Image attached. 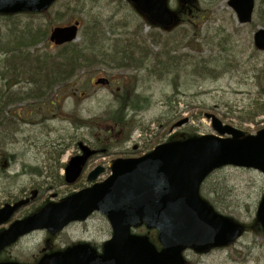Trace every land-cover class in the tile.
Wrapping results in <instances>:
<instances>
[{
    "label": "rangeland",
    "instance_id": "obj_1",
    "mask_svg": "<svg viewBox=\"0 0 264 264\" xmlns=\"http://www.w3.org/2000/svg\"><path fill=\"white\" fill-rule=\"evenodd\" d=\"M169 3L172 9L179 6V0H169ZM256 5L253 22L243 25L228 5V0H198L196 29L192 31L187 23L172 33H164L144 23L145 18L136 13L131 4L118 0H58L49 10L53 21L48 26L47 17H22L17 22L19 26L31 23L33 19L35 24L43 28L47 26L49 30L54 25L80 19L81 32L85 29L88 34L92 26L102 28L107 20L104 33L111 39L102 42V46L107 48L115 46L113 38L124 30L121 26L124 21L132 26L143 22V32L148 33L149 43L156 52L163 51L164 46L152 41L155 32L172 41H177L184 34L191 43L174 49L173 55L180 56L177 65L161 78L150 75L145 68L135 72L96 67L94 72H82L72 80L73 85L68 87L72 93L61 104L59 114L32 117L27 116L28 107L23 111L19 109L18 122L13 127L0 130V205L29 193L32 188H39L41 197L33 203L35 207L44 199L58 201L89 184L84 177L77 184L67 185L61 178L63 168L56 170V178L48 169L57 166L59 157V164H64L75 151L73 145L76 142L89 144L106 138L108 129L102 128V121L104 114L117 104L114 93L123 92L122 76L129 77L134 92L136 90L140 94L138 104L142 111L135 117L137 128L134 130L137 138L150 140L154 137L165 142L168 138L177 137L175 133H168V126L175 116L177 120L190 118L186 126L178 129L180 132L214 133L211 120L205 113H214L225 123L255 134L264 126V52L255 49L253 33L259 26H264L259 17L264 11V0H256ZM110 24L114 31L110 30ZM86 41L80 33L76 42ZM196 62L217 67V72L213 71V75L195 73ZM111 72L114 73V82L109 86L97 87L94 84L99 76L110 77ZM132 100L137 101L136 98ZM15 112L14 108L9 109L10 116ZM129 113L130 118H134L135 113ZM73 116L90 118V126H76L78 121L73 120ZM5 150L9 152L8 156L3 155ZM38 170L44 172L39 174ZM201 192L217 211L243 224L245 232L223 249L206 254L186 250L188 261L192 264H264V230L255 224L257 208L264 195V174L255 169L227 166L210 175ZM136 232L144 233L145 230ZM110 233L107 219L95 214L86 223L69 227L57 245L64 247L65 243L78 240L101 245L110 238ZM43 243L42 233H34L13 248V256L36 253Z\"/></svg>",
    "mask_w": 264,
    "mask_h": 264
},
{
    "label": "water",
    "instance_id": "obj_2",
    "mask_svg": "<svg viewBox=\"0 0 264 264\" xmlns=\"http://www.w3.org/2000/svg\"><path fill=\"white\" fill-rule=\"evenodd\" d=\"M55 0H0V13L42 12ZM152 22L169 27L174 15L167 0H130ZM192 0H184L190 3ZM241 23L252 21L255 0H229ZM77 24L56 27L51 41L70 42L77 36ZM254 43L264 50V28L254 34ZM97 84H107L101 77ZM213 128L217 135H203L163 144L155 151L138 159L118 160L113 175L65 200L53 204L26 220L14 223L9 231L0 235V249L32 229L48 227L58 230L71 220L85 219L93 210L106 214L113 226L114 236L97 256L90 245H79L65 254L49 257L48 264H185L182 255L186 247L198 252L209 247L225 246L242 233V226L234 220L216 213L201 199L199 187L207 175L225 165L254 167L264 172V129L257 135H246L230 125H223L215 115ZM187 119L179 122L183 124ZM84 153L75 156L66 168V181L74 183L80 176L86 160L94 152L82 145ZM97 169L89 176L95 179ZM34 198L36 191L32 192ZM29 199L14 205L6 203L0 210V223ZM258 219L264 226V200ZM145 220L149 227L159 229L163 249L159 252L147 237L130 234L131 226ZM47 258V257H46ZM44 258L39 264H44ZM0 264H17L14 262Z\"/></svg>",
    "mask_w": 264,
    "mask_h": 264
},
{
    "label": "trees",
    "instance_id": "obj_3",
    "mask_svg": "<svg viewBox=\"0 0 264 264\" xmlns=\"http://www.w3.org/2000/svg\"><path fill=\"white\" fill-rule=\"evenodd\" d=\"M198 17L196 11H186L179 20L183 25L190 24L194 31ZM259 17L264 25V11ZM52 20L53 18H49V22ZM106 22L108 21H104V24ZM104 24L102 28L92 26L89 34L85 33L86 42L66 44L54 50L48 41L47 26L43 28L35 23L19 26L12 18L0 21V78L4 83L0 85V130L13 127L16 123L14 118L6 114L9 105L26 101L29 107L32 106L30 116H54L60 113L61 104L72 93L68 87L78 74L94 72L96 67L103 66L112 70L132 68L136 72L145 68L149 74L159 76L160 73H169L177 65V57L171 55L174 49L191 43L184 34L177 41H172L163 39L160 32H155L152 34V41L164 46L163 51L156 52L149 43V36L143 33V25L138 26L137 23L132 26L124 21L121 24L124 30L113 38L115 46L107 48L102 46V42L111 37L104 33ZM109 27L114 31L111 24ZM215 70L217 72V67H211L206 62H196L193 71L213 75ZM117 103L116 107L104 114L103 129L129 126L124 120L128 108L126 97L117 100ZM73 120L81 125L91 123L90 118L79 116H73ZM50 170L55 172L56 166Z\"/></svg>",
    "mask_w": 264,
    "mask_h": 264
},
{
    "label": "flooded vegetation",
    "instance_id": "obj_4",
    "mask_svg": "<svg viewBox=\"0 0 264 264\" xmlns=\"http://www.w3.org/2000/svg\"><path fill=\"white\" fill-rule=\"evenodd\" d=\"M134 95L136 98V97H139L140 94H138L137 91L135 90ZM131 98H132V95L130 93H128L127 94V99L129 101L128 107H130L132 109V111L135 113V115L141 113L142 110L140 109V104H137L138 101H131ZM136 99L139 100V98H136ZM128 134H130V137L125 139ZM111 135L113 137L108 141H104V142L94 141V142L88 144L90 146V148L94 149L96 152L88 160L86 166L83 169L82 176L87 177L88 174L93 169H96V167L100 166V167H103V169H102V174L98 178V181H102L105 178H107L109 176V174L111 173L110 165L115 159L140 157V156L150 152L155 147L154 143H156L157 141H160V138H152L151 140H148V139L143 138V137L137 138L134 136L133 133L121 132L120 130H118V131L113 130ZM78 144H79V142H76L73 145V146H75L76 149L72 155H76L78 153H81V150L78 147ZM101 146H103V147H101ZM50 169H48V171H51ZM56 169H57V167H56ZM51 175H53L52 177L56 178L57 177L56 170ZM28 195H29V193H25L24 195H22L20 197H15V198H12L11 200H8V201H10L11 203H15L18 199L23 198V197H27ZM40 197L41 196L39 193L35 201H31L30 204L24 206L23 208H20L19 211H17L7 223L1 224L0 225V234L3 233L4 231H6L12 225V223L14 221H16L17 219H24V218L32 215V213L34 214V213L38 212L39 207H41L42 205L40 204L39 206L34 207L33 203H35ZM0 207H1V205H0ZM94 215L95 214H92L91 217H93ZM86 221L87 220H85L84 222H86ZM73 224L74 223H70L65 228L58 230L56 232H52L48 229H36V230H33L29 233L24 234L23 236H21V238L18 239V241L15 244L10 245L9 247H6L0 251V262L19 261V262H22L24 264H37L43 256L52 255L58 251H64L66 249V246H68V244L65 243L64 247H63L61 245H57V242L60 240L62 235L67 231V229L69 227H71ZM141 229H143V230L147 229V226L145 223L139 228V230H141ZM153 231H155V233L157 235L156 230H153ZM38 232L42 233L43 240H44L43 246L40 248V250L38 252L32 253L30 255H28V254L24 255L22 253H19V254H17V257H14L13 251H12L13 248H16L20 242H22L23 240H27L30 236H32V234L38 233ZM111 236H112V230L110 233V237ZM87 242L90 243L93 246V248L95 247L98 252L102 251L103 244L94 246V241H87Z\"/></svg>",
    "mask_w": 264,
    "mask_h": 264
}]
</instances>
